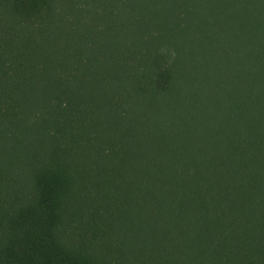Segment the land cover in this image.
I'll return each mask as SVG.
<instances>
[{
	"label": "trees",
	"instance_id": "1",
	"mask_svg": "<svg viewBox=\"0 0 264 264\" xmlns=\"http://www.w3.org/2000/svg\"><path fill=\"white\" fill-rule=\"evenodd\" d=\"M0 264H264V0H0Z\"/></svg>",
	"mask_w": 264,
	"mask_h": 264
}]
</instances>
